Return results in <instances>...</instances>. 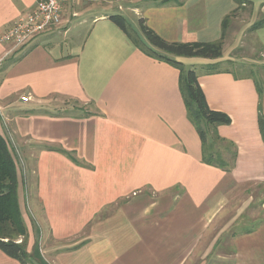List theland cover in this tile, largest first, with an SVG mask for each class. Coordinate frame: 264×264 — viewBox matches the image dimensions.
<instances>
[{"label": "crops", "instance_id": "obj_1", "mask_svg": "<svg viewBox=\"0 0 264 264\" xmlns=\"http://www.w3.org/2000/svg\"><path fill=\"white\" fill-rule=\"evenodd\" d=\"M163 1L128 0V9L168 42H217L232 15L221 59L175 60L202 68L198 82L209 107L231 118L217 132L236 157L225 153L228 169L203 162L179 68L145 53L110 20L115 3L77 11L83 2L68 0L62 30L21 49L0 42V134L28 167L18 199L34 264H188L216 222L233 213L222 228H239L232 252L211 262L264 264L256 85L228 69L204 72L238 66L230 47L243 38L257 41L264 56V26L254 28L264 21V0ZM35 3L0 0V33ZM70 102L86 110L65 107ZM246 214L254 220L245 222ZM0 264L20 263L0 251Z\"/></svg>", "mask_w": 264, "mask_h": 264}, {"label": "trees", "instance_id": "obj_2", "mask_svg": "<svg viewBox=\"0 0 264 264\" xmlns=\"http://www.w3.org/2000/svg\"><path fill=\"white\" fill-rule=\"evenodd\" d=\"M173 0H164L163 3ZM241 6L243 0H236ZM232 16V15H231ZM231 16L223 21V34L221 40L211 43H180L168 42L152 30L144 19L139 20V35L137 31L130 30L128 21L120 15H112L110 20L118 26L134 43L148 55L158 60L171 63L180 70V89L187 107L189 120L197 129L203 143V162L220 169H228L230 164L225 153L232 160L236 157L233 146H224V140L218 135L217 128L221 125L231 124V118L220 111L212 110L206 100L205 94L198 82L195 70H187L176 58H202L218 60L223 57L226 28ZM264 21L255 25V29L263 27ZM144 41H141V37ZM140 40V42H139ZM211 67L205 73H218V66ZM206 67V68H207ZM264 68V67H263ZM264 70V69H263ZM256 89L260 98L259 128L264 140V80L257 73H252ZM19 178L15 159L9 149L5 138L0 134V251L6 256L19 261L20 264H34L32 256L27 252L28 231L21 213L18 199Z\"/></svg>", "mask_w": 264, "mask_h": 264}, {"label": "rangeland", "instance_id": "obj_3", "mask_svg": "<svg viewBox=\"0 0 264 264\" xmlns=\"http://www.w3.org/2000/svg\"><path fill=\"white\" fill-rule=\"evenodd\" d=\"M116 0H90L88 2H83L81 4L77 3V6L75 5V8L77 11H81L83 9H87L89 7H93L94 9H101L103 7H106L107 5H111L112 3H115ZM117 2H119L117 4ZM128 0H120L116 1L115 9L111 11V15H120L124 17L131 27L130 30L135 29V24L139 26V18L135 15L134 12L128 9ZM79 5V6H78ZM99 5H104L100 7ZM122 6L123 11H118L117 7ZM64 10V9H63ZM93 10V9H92ZM63 21V20H62ZM63 29V25L59 26V29ZM58 29V28H57ZM55 29V30H57ZM49 38V37H48ZM71 40V39H70ZM236 41V40H234ZM229 42V41H228ZM244 43H247L248 45L245 46ZM32 44V43H31ZM30 45V44H29ZM15 48V47H14ZM231 48V56L234 57L237 60L238 66H234L232 64H226V65H219L218 69L220 70H231L234 74L245 77L251 75L255 72L259 76H261L262 80H264V56L261 53V47L259 43L253 39H245L243 38L241 40V43L238 47H230ZM233 48V49H232ZM19 49V48H18ZM229 50V46L226 48ZM17 50V49H16ZM205 66L204 68L206 70L210 69L211 67ZM191 68H186L187 70H190ZM202 69V68H201ZM201 69H195L197 73H202ZM71 106L78 109L83 110V112L86 110L85 107L81 106L79 104L70 102L65 105V107ZM11 153L15 159L17 170H18V178L20 180V183L22 184V187L27 188V182L28 180V167L26 165L25 160H23L22 152L17 151L11 147ZM19 188V187H18ZM264 190V186H261V192ZM258 211V210H257ZM258 213V212H257ZM30 216L27 209L25 210V218ZM252 214H246L243 216V220L245 222H250L254 220L252 218ZM235 213L227 215L224 219H221L220 221H217V225H215V229L210 231L207 238L201 243V245L197 248L195 253H193V256L191 258V261L188 264H202V258L206 255H209L207 258V263L205 264H226L224 261L211 262L212 260H216V258H221L223 255H228L232 252L229 240L231 235L235 232L238 233L239 228L233 229L230 232L222 231V228L227 225L228 222H230L232 219H234ZM255 218V217H254ZM259 218H263L262 215H259ZM24 220V218H23ZM25 222V221H24ZM35 223V222H34ZM26 225V224H25ZM254 226V225H253ZM217 235H222L221 238L215 242V237ZM213 245V246H212ZM219 256V257H218ZM214 258V259H213Z\"/></svg>", "mask_w": 264, "mask_h": 264}, {"label": "built area", "instance_id": "obj_4", "mask_svg": "<svg viewBox=\"0 0 264 264\" xmlns=\"http://www.w3.org/2000/svg\"><path fill=\"white\" fill-rule=\"evenodd\" d=\"M68 0H36L34 8L0 33V42L15 48H23L44 33L62 23V13ZM88 2L90 0H79Z\"/></svg>", "mask_w": 264, "mask_h": 264}]
</instances>
